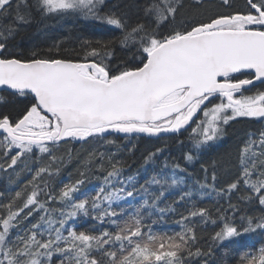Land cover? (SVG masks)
<instances>
[{"label": "snow or ice", "instance_id": "obj_1", "mask_svg": "<svg viewBox=\"0 0 264 264\" xmlns=\"http://www.w3.org/2000/svg\"><path fill=\"white\" fill-rule=\"evenodd\" d=\"M203 2L192 0L196 8ZM221 3L230 7V0ZM245 7L178 21L183 0H145L144 21L130 23L124 13L106 11V0H33L30 6L28 0H16L15 6L13 0H0V91L7 93L0 96V105L28 100L15 118L0 113V172L31 176L7 203H0V264H190L193 257L212 256L214 247L227 252L232 246L244 247L250 233L264 234V215H238V205L229 203L212 219L195 199L215 193L230 200L228 194L243 185L246 194L241 200L264 207V130L249 133L240 146V171L226 188L215 186V170L212 183L207 182L205 165L204 180L189 184L186 176L192 174L187 168L174 163L169 171L167 160L139 183L137 175H123V161L110 157L105 162L103 153L92 152L79 178L69 179L57 195H47V201L61 204L59 209L40 200L48 187L42 177L58 175L64 162L55 154L62 143H87L113 133L159 138L188 132L190 147L183 160L192 164L223 139L230 122L264 119V87L251 91L256 83L264 86V0H245ZM32 9L41 19L77 16L119 29L121 35L84 40L83 55L74 58L13 54L10 44L22 25L32 23ZM117 43L132 51V57L112 66L107 61ZM59 47L52 46L57 54ZM163 151L149 152L144 164H155ZM96 160L100 162L93 168ZM94 173H103L96 177L100 183L94 194L82 191ZM176 191L174 203L188 201L192 210L180 217L179 231L153 232L147 221L153 216L163 220L174 211L171 205H160ZM137 197L139 204L129 203ZM122 202L134 211L126 214ZM35 212L41 213L39 220L24 228ZM81 217L93 225L81 229ZM194 217L211 220L218 229L207 252L195 246L190 226ZM96 223H107L115 231L97 232ZM239 264H264V246L245 252Z\"/></svg>", "mask_w": 264, "mask_h": 264}, {"label": "trees", "instance_id": "obj_2", "mask_svg": "<svg viewBox=\"0 0 264 264\" xmlns=\"http://www.w3.org/2000/svg\"><path fill=\"white\" fill-rule=\"evenodd\" d=\"M192 3V0H186ZM33 0H28L30 6ZM108 2H106L107 5ZM145 0H120L115 7L114 11H118L125 14V18L130 23L143 22L144 15L141 11ZM193 4V3H192ZM126 6V7H125ZM30 10L29 8H24ZM22 10L23 12H26ZM33 14L34 22L42 23V26L52 25L57 28L55 31L43 30L42 38L38 36H26L24 39L13 40L10 44V51L15 53L16 51L24 52L19 48L22 46L27 49L30 48L32 53H39L40 56L52 55L54 58H74L77 55H83L82 41L90 40L96 41L98 39H109L112 37H118L121 35L119 29L101 24L94 20H83L78 19L80 17L74 16L77 19L72 21L69 26L66 24H60V17H57V21L47 22L46 19H41L38 13L34 9L31 10ZM206 16V15H205ZM68 19V18H66ZM21 34V33H20ZM59 43V53H56L55 48H52L54 44ZM13 46L17 48L11 50ZM52 48V52L49 53V49ZM113 55L107 62L112 66H117L124 62H130L132 57V51L127 48L121 47L118 43L112 47ZM22 55V54H20ZM23 57H28L24 56ZM5 95L7 93L5 92ZM28 103L26 99H19L14 102H10L11 105L5 104L1 107V113H7L13 118L16 117L19 109ZM256 121L253 118H237L235 121L230 122L227 126L226 135L222 140L218 141L211 148L205 150L202 154H198L197 160L192 164H188L183 160V154L188 151L190 143L188 141V132H183L180 135H161L157 137H149L146 134H111L105 136L103 139L89 140L87 143L83 142H68L62 143L56 150V155L63 156L64 162L59 165L60 172L58 175L49 177L44 175L42 179L48 181V187L40 195L41 201H47V195H57L60 188L64 183H67L69 179L75 180L79 178V171L83 161L87 158L89 152L103 153L104 161H108L110 157H114L116 160L124 162V173L125 177L130 175H137L139 183L144 181L153 174V171H159L167 160L169 163V171L171 165L174 163L181 164L182 167L187 168V171L192 175L186 176L189 184H192L195 180H204L205 173L201 169V165H205L209 168L208 172V183H212L211 172L213 170L217 173L216 187L226 188V185L230 183L239 174V148L248 138L249 133L258 132L264 130V120ZM190 131V130H189ZM164 138V139H163ZM113 141V143H107V141ZM180 141H183L181 145ZM113 147L115 149H113ZM156 148H163V154L158 155L155 164H144V157L149 152L155 151ZM69 153L71 158L69 159ZM47 161V157L44 158V162ZM213 161H215V168L213 169ZM98 162L94 163V166ZM42 166V165H37ZM22 167V165H21ZM95 168V167H93ZM147 168L146 173L144 169ZM20 169L17 168V171ZM35 171V168H33ZM179 175H186L185 173H178ZM103 173H94L90 176L88 182L83 186L82 191L92 192L93 189L99 186L100 180L97 176H102ZM31 179L28 174H23L20 178H17L14 173L11 172H0V193H3L4 199L0 200V203H7V200L11 195H14L17 190H20L25 180ZM18 183H12L10 181H17ZM41 187L43 184L41 183ZM181 189L186 191V188L181 186ZM155 190V189H153ZM28 191H31L29 188ZM243 185H241L240 191H233L228 194V197H215V193L212 197H204L203 199L195 198L198 207L207 208L212 219H216L218 211L220 213L228 209L229 203L238 205L239 214L246 215H264V207L257 203L248 204L241 200V197L245 195ZM179 191H176L173 195H170L166 200L161 203L160 207L171 205L174 208L173 212H169L165 215L164 219H159L158 216H153L151 220L147 221V224L151 225L153 232L161 233L167 232L172 233L180 230V226L177 223L182 215H187L192 206L188 201L174 203L178 199ZM141 202V197H137L135 200L129 201L130 204L136 205ZM22 203V201L20 202ZM46 207L50 209H59L61 204L58 201H47ZM120 207L125 208L126 214H130L134 211V208L129 207L127 204L121 203ZM119 211V209H117ZM228 214H232L230 211ZM26 215V212H25ZM41 213L35 212L32 217H29L24 223L23 227L28 228L31 224L36 223L40 218ZM123 218V217H122ZM153 221H155L153 223ZM77 223L81 226V229L91 227L93 221L89 218L81 217L77 220ZM190 226L193 227L196 235V247H200L202 251L207 252L208 247L212 245L211 237L217 229L215 225L211 223V220H202L200 217L191 218ZM97 232L111 228L109 224L105 223L100 225L96 223ZM244 247L237 248L232 246L227 252L224 248H213V255L210 257L196 258L193 257L190 264H203V260L207 259L209 264H239L241 256L245 252H257L261 246H264V234L259 232L250 233L245 237ZM99 256V254H97ZM186 256V253H185Z\"/></svg>", "mask_w": 264, "mask_h": 264}, {"label": "rangeland", "instance_id": "obj_3", "mask_svg": "<svg viewBox=\"0 0 264 264\" xmlns=\"http://www.w3.org/2000/svg\"><path fill=\"white\" fill-rule=\"evenodd\" d=\"M15 3H16V0H13V6H15ZM183 3H184V8L181 9L180 13L177 16L178 21L181 18L192 16V15H195L197 13L205 16V15H209V14H212L215 12H224V9H222V6H221V0H204L203 4L199 8L194 7L192 3H190L189 1H186V0H183ZM108 9L114 10V7L110 8L109 6H106L105 10L107 11ZM22 10H24V8H22ZM56 18L57 17H49L46 19V21L55 23L57 21ZM60 18L62 19V20H60V24H63V25L66 24L67 26H69V24H71L72 21H75L77 19L76 17L74 18L73 16L67 17L68 19H66V17H60ZM78 19H81V18H78ZM4 22L8 23L7 20ZM33 22H34V19L32 20V24H33ZM34 25H42V23L37 22ZM43 30L55 31V30H57V28H54L52 25H46V26H42V32H43ZM257 119L259 121V118H257ZM262 120L263 119H261V122H263ZM113 149H115V148L113 147ZM89 153H92V152H89ZM89 153L87 154V158H88ZM95 162L99 163L100 161L96 160ZM95 166L93 163L92 167H95Z\"/></svg>", "mask_w": 264, "mask_h": 264}, {"label": "flooded vegetation", "instance_id": "obj_4", "mask_svg": "<svg viewBox=\"0 0 264 264\" xmlns=\"http://www.w3.org/2000/svg\"><path fill=\"white\" fill-rule=\"evenodd\" d=\"M107 1V0H106ZM120 2V0H109V4H111L112 6H114V4L116 3L115 7L117 6V4ZM222 9H224V12H233V11H245L246 7H245V0H230V7L228 6H223L221 3ZM126 7V6H125ZM24 11H29L28 9H25ZM21 33V34H20ZM26 36H38L40 38H42V25H34L32 23L26 25V26H21L20 30L18 31V33L15 36V40H20V39H24ZM18 46H13L11 48V50L17 48ZM20 50L24 51V52H20V51H16L13 54H22L24 56H30L32 54L31 49L30 48H23L22 46L19 48ZM243 78V77H241ZM264 86H261L260 84L256 85L255 87H253L251 89L252 92H255L257 89H260ZM247 94V93H246ZM5 95V92L0 91V96ZM217 102V101H214ZM9 105H11L10 103H8ZM4 105H0V109L1 107H3ZM1 113V112H0ZM175 135V134H173ZM164 139V138H163Z\"/></svg>", "mask_w": 264, "mask_h": 264}, {"label": "water", "instance_id": "obj_5", "mask_svg": "<svg viewBox=\"0 0 264 264\" xmlns=\"http://www.w3.org/2000/svg\"><path fill=\"white\" fill-rule=\"evenodd\" d=\"M259 84V83H256V85Z\"/></svg>", "mask_w": 264, "mask_h": 264}, {"label": "bare ground", "instance_id": "obj_6", "mask_svg": "<svg viewBox=\"0 0 264 264\" xmlns=\"http://www.w3.org/2000/svg\"><path fill=\"white\" fill-rule=\"evenodd\" d=\"M107 1H109V0H107Z\"/></svg>", "mask_w": 264, "mask_h": 264}]
</instances>
